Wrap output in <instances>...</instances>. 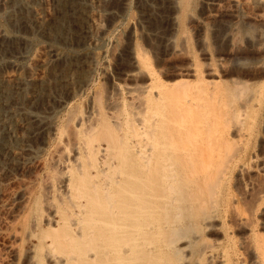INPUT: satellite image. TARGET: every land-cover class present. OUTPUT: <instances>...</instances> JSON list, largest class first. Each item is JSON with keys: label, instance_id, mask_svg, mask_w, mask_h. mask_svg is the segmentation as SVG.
I'll return each instance as SVG.
<instances>
[{"label": "bare ground", "instance_id": "1", "mask_svg": "<svg viewBox=\"0 0 264 264\" xmlns=\"http://www.w3.org/2000/svg\"><path fill=\"white\" fill-rule=\"evenodd\" d=\"M192 1L179 0L177 4L180 9H186ZM261 2L264 8V0ZM57 3L60 12L57 23L50 24L37 17L33 22L49 36L58 37L65 42H78L81 30L72 27L82 23L81 5L77 0H58ZM12 19L16 25L25 18L23 13H17L12 15ZM258 38V41L264 42V34ZM202 40L198 44L203 46L205 42ZM177 42L175 48L179 47V52L187 56L188 66L184 72L175 76V79H179L175 84H165L159 77L161 75L157 74L158 71L153 69L155 65L152 68V60L148 54L134 43L130 51L123 53L128 61L127 68L119 70L115 67L118 76L124 75L129 84L120 86L117 83L111 94L101 90L103 85L99 91L93 90L95 92L92 91L88 100L90 108L85 113L78 112L80 106L77 112L74 111V106L61 121L46 125L47 123L38 122L34 117L36 119L28 124L30 133L45 147L48 158L40 165V179L36 181L38 183L35 182L29 191L25 188L26 193L21 194L24 195L25 202L24 205L19 204L24 207L20 209L22 211L18 210L22 216L13 225L14 230L8 227L14 231L21 246L22 243H27L25 251L19 253L25 264H241L240 260L244 255L236 252V246L231 244L234 237L232 236V241L225 229L226 222L233 221L237 225L249 227L250 221L253 222L252 210L247 205L246 209L239 193L232 192V183L235 181L232 178L250 174L259 163L264 167L262 148V153L252 155V143L257 140L253 142L257 136L252 132V127L261 117L264 119V81L251 84L250 79L245 80L236 71V76H231L228 82H224L217 51L215 55H211L203 49L202 56L208 58V62L203 63L197 52H193L190 47L191 40L183 37ZM260 46L258 47L261 48ZM1 48L4 54L13 50L7 45ZM3 55L2 57L5 56ZM81 64V61L75 59L56 69L47 67V92L52 88L58 92L66 89V92L68 88L88 84L91 73L84 72L88 67L83 69ZM34 82L30 83L34 94L31 93L32 96L28 98L23 96L22 104H39L48 98L41 87H46L47 82ZM1 87L3 91L0 97L3 100L0 101L2 100V106L7 107L15 96L12 97V91H8L9 88L3 83ZM3 110H0V147L7 149L12 134L9 133L10 136L6 132L8 129H4L13 116L10 117V113L7 115L6 110L2 113ZM19 130L23 133L21 128ZM256 130L258 131L257 128ZM14 138L16 141L17 137ZM262 141L264 142V138L260 142ZM0 151L2 153L1 149ZM34 180L37 179L34 178L32 183ZM247 180L242 179L243 185ZM17 219H14V223L11 221V225ZM250 233L251 237L247 242L249 253L259 259V264H264V245L253 234V229H250ZM212 234L222 235L223 240L220 236L218 238L221 241H212ZM246 238L242 241L245 242Z\"/></svg>", "mask_w": 264, "mask_h": 264}, {"label": "rangeland", "instance_id": "2", "mask_svg": "<svg viewBox=\"0 0 264 264\" xmlns=\"http://www.w3.org/2000/svg\"><path fill=\"white\" fill-rule=\"evenodd\" d=\"M15 1H17L18 3ZM15 1L0 0V46L2 47V46L7 45L10 49H13L11 51L12 53L5 52L4 54L2 52V48L0 47L1 49L0 54L2 53L0 55L1 56L0 57L1 59L0 60V84H1L0 85V92H1L0 96H2V91H3L1 87L2 83L3 85L7 86L6 88H9L8 91L10 92L12 91L11 92L12 97L15 96V98L12 100L13 103L11 104L12 101L9 102L7 107L4 105L2 106L3 103L1 101L3 99L0 97V99H2L0 101V110L1 108L3 110L6 107V109H4L2 113L6 112L7 115L10 113L11 115L9 116L10 117L13 116L15 118L14 119L13 117L10 118L9 116H7L8 118H10V124L7 123L4 129V131L8 129V131L6 132H8L7 134L9 133L12 134V136L11 134L9 135L11 136L13 140L10 139L11 141L8 144L9 147L7 146V149L6 147H0V149L2 150V153H3V149L4 148L6 149V150L4 149V153H3L4 155L0 153V164L2 163L0 165L1 166L0 167V264H25L24 263L25 260L23 259V256L21 257L20 251L22 250L25 251V249L27 248L26 246L27 243L26 244L22 243V246H21L20 240H18V238L15 236L14 231H12L14 230L13 225H16L19 218L22 216L21 212L18 213V210L19 211L23 210V209L22 210L20 209L24 207L23 205L25 202L23 198L24 195L21 196V194H25L26 192L24 190L27 189V191H29V188H32L31 186L38 183L36 181H39L40 179V176H39L40 173L38 175V172H40V165L48 158L47 151H45V147H43L42 145L38 143L36 138L33 136L34 134L30 133V130H29L30 125L28 124H30L32 120H35L36 118L38 122H42L44 124L47 123L46 125H48L49 123L53 121H58V120L61 121L64 119L63 117H65L68 111L71 112L70 108L72 109V107L74 106H75L73 108L74 111L77 112L79 110L78 112L81 111L80 113H85L90 108L88 106V100H89V97H91L93 90L96 91L97 89V91H99V89L103 87L101 89V90L104 89L103 92L111 94V92H113V88H114L113 86H116L117 83H119L117 85H120V86L121 84L122 86L129 84V81L126 79L124 75L123 76L120 75V77L123 78V80L118 76L119 74L116 73L117 71L116 68L119 70L127 68L128 61H127V58L123 55V53H125V51H130L131 50L130 47H132L134 43L137 44L141 48V50H143L144 52L148 54V57L152 60V63H151L152 68L155 65L153 69H155L156 72L158 71L157 74L161 75L159 77H161V79L163 80L165 84H169V85L175 84V81L179 80V79H175V76L179 74L180 72H184L187 69V66H188L187 56L183 54L182 52H179V47L175 48L176 42L179 40H182L183 37L191 40L190 47H192L193 52L194 51L195 53L197 52L196 54L199 56V60H201V62L203 63L208 62V58L205 56H202L201 51L203 49L207 50L209 54L211 55H215L216 51L219 53L220 55L219 58H220L221 67H222L221 75L222 73L224 74L220 76L223 78L222 80H224V82H228L230 78L236 76V74L234 75V72L236 73V71L240 72L245 80L250 79L252 81V82L249 81L251 82V84H257L259 81H261L259 83H263L262 81H264V75H263L264 71H262V69L264 70L263 68L264 67V51H263L264 44L262 45V43L264 42L263 40H259L260 42L258 41L259 39L258 36L261 34H264L263 33L264 32V8H263V5H261L262 4L261 0H193L192 1L193 3L190 2L188 5L189 7H187L186 9L179 8L177 4L179 0L178 1L177 0L176 1L175 0H77L83 9V17L81 21L82 23L80 24L81 28L80 26L72 27V29L79 28V31L81 30L80 31L81 37L78 42L73 41L74 44L73 42H70V41H66V42L62 41L60 38L55 37V36L54 37L49 36L47 32L44 33L45 31H43L42 28L40 29L38 24L33 22L34 18L37 17V18H41L43 21L47 23L49 21L50 24L52 23L54 24L55 22L57 23L60 19V12L57 9L58 0H15ZM20 1L21 3H19ZM16 4L18 5L16 6ZM26 8H29V9H26ZM30 8L32 9V11ZM25 11L28 12L27 16L25 15L26 14ZM17 13H23L24 18H25L24 21L27 23L23 21L20 24L18 23L15 25L12 19V15L17 14ZM26 18L28 19L30 18L31 21L27 20ZM179 18H181L182 20ZM13 24H14V27H13ZM36 25L38 27H36ZM24 27L26 28L24 29ZM181 27L183 29H181ZM2 38H4L5 41H3L4 39ZM7 39L10 40L12 43L7 41ZM201 40L205 42V44L203 45L204 47L201 44H198L200 43ZM230 41L231 43H229ZM259 43H261V46L259 45ZM258 46H260L261 48H259ZM74 54H76V56ZM2 55L4 57H2ZM74 58L77 61H81V63L83 64V65L81 64L83 69L85 67H88V68H85L86 70H83V71L84 72L88 71L89 74L91 73L89 75V83L86 85H81V87L80 86L73 87L71 89L68 88L66 91L67 93L65 92L66 89H63L61 92L59 91L60 92L59 93L58 91H55L54 88L50 89L52 91V92L50 91L51 93L47 92V88H49L47 86L48 81H46L48 80V77L46 74L47 69L49 68L52 69L53 67H54L53 69H56V67H59V66L61 67L62 65L71 62V60L74 61L75 60ZM111 58L113 61L111 60ZM114 60H116L115 61L116 63L114 62ZM59 61H61V63H59ZM119 62H122V63H119ZM50 65H52V67ZM113 70L115 72H113ZM106 72L108 75L106 74ZM113 73H116V74H113ZM254 73L256 75H254ZM258 74L260 78L259 76H257ZM261 75H262V79H261ZM114 76H116L117 78H115ZM255 76L258 78H255ZM10 77L13 78L14 80L11 79ZM107 77L109 78L107 79ZM184 79H187V78H184ZM7 81L8 83H6ZM42 81L47 82L46 87L41 86L43 87V90L46 91V94L45 93L44 94L46 95V97H48L47 99H44L46 100V102L43 100L39 104L38 103L34 104L32 102H25L24 104H22L23 103L22 100L24 99L23 96L27 98L32 96L31 93L34 88L30 86L31 85L30 83L32 82L39 83ZM107 81L109 82L110 85L112 83V85L110 86ZM101 85L103 86L101 87ZM81 89L83 90L85 89L84 92ZM106 89L108 91H106ZM90 90L91 92L89 93ZM15 92L17 93L15 94ZM25 92H27V95ZM71 92H73L74 94L72 95ZM28 93L30 95H28ZM56 95L58 96L59 100L58 98H56L57 97ZM80 96L83 98H81ZM54 99H57L58 101ZM65 99L67 101H65ZM81 100L84 103L85 102L86 103L84 104ZM37 104H38L37 106L38 108L36 107ZM83 105H85V107ZM73 110L72 112H74ZM12 112L14 113L18 112V113L17 114L15 113L16 114L15 115V114H12ZM40 118L42 120H40ZM43 118L45 119L46 122L43 121L44 120ZM262 118L263 117H261L258 120V122H260V123L257 122L258 125L256 123L254 127H252V132L257 136L253 140V142H255V140L257 139L256 143H252V145L254 144L253 145L254 147L252 148V153H253L252 155H254L255 153L260 154L262 153V151H264V142L263 141L260 142L261 139L264 138V119ZM26 119L27 120L29 119V120L26 121ZM16 122L18 123L17 124L18 126L15 124ZM24 123H26L27 125ZM25 127L28 129H26ZM20 128L23 133H21V131L19 130ZM256 128L258 129V131L256 130ZM17 129L20 131V133L19 131H17ZM260 130L262 131L261 133H259ZM25 132H27L28 135H26ZM29 133L31 137H29L30 136ZM260 134H262V136ZM13 136L17 137L16 141ZM33 141L36 144L37 143L38 144L36 145ZM12 147L14 148V150H12L13 149ZM43 150L45 151L44 153H43ZM7 151L11 154L13 153L12 155L14 156L10 155L12 156L10 157ZM9 159L11 161H9ZM12 164L14 166H12ZM256 168L252 170L253 173L250 172V174L248 175L245 174V176L243 175L242 178L241 176H237V177L234 176L232 178V181L235 180L234 183H232L234 186L232 189L234 191L232 192H235V194L239 193V195L243 199V204L245 206L247 205L249 207V210H252L251 217L253 219V222L257 221L256 223H253L252 221H250L249 224L251 227L240 226L239 224L238 226L233 221L226 222L228 227L226 226L227 230L225 229V231L226 232L228 231L227 233L230 236L229 238H231L232 240V236H233L234 237L233 240L236 242L235 243L233 240L232 241L234 243L230 241L232 242L231 243L232 246L233 247L236 246L235 247V249L237 248L236 252H238L241 256L244 255L242 257L240 256L242 258V260H240L241 264H251V262L252 264L253 263L259 264V261H257L259 259L256 258L254 255L250 254L249 253L250 251L248 250L247 242L249 241V237H251L250 229L251 231L253 229V234L255 236L257 235L256 238L260 239V244L264 245V212H263L264 211V204H263L264 194H260V192L264 193V167L259 163L257 164ZM251 174L252 175L255 174L256 176L255 177L251 176ZM257 174L259 175V177H257ZM35 176H38V177H35ZM34 178L37 180H34V183H32ZM240 178L241 180H239ZM244 178L246 180L247 178H250V179L245 181V184L243 185L244 183L243 181L245 180ZM239 181L240 183L241 182L242 183L239 184ZM256 181H259V182L256 183ZM31 183L32 185H30ZM258 183H260L261 185ZM258 187L262 189L260 190ZM246 188L248 189L246 190ZM257 188H258V191L257 190L255 191V189ZM250 189L254 192H251ZM22 192H25V193H22ZM256 192H258V194L261 195V197L257 195ZM250 197H251V200H249ZM253 197H256V198L253 199ZM259 198H261L262 200L260 201ZM253 200H256V201H253ZM249 202L252 203L254 206L249 205L250 204ZM19 204L20 205L23 204L22 205L23 207L20 206ZM247 206H246V209H248ZM257 207H259V209ZM258 210L259 212H257ZM16 215L17 217L15 218ZM14 219L15 220L17 219V221H15L16 222L15 224H13ZM11 221L13 222L12 225H11ZM233 223H235L236 226L233 225ZM229 226L233 228V230ZM254 226L255 227L257 226L258 228L257 227L255 228ZM8 227H10L12 230ZM240 228H242L243 230ZM8 229H10L11 231L9 232ZM235 230L236 232L238 231V233H236ZM245 230L247 232L249 231L248 235ZM11 232L14 234H12ZM243 232L244 233L246 232V233L244 234ZM256 232H258V234ZM216 235L218 236L216 237ZM13 237H15V239ZM211 237L212 238L210 239H212V241H216V240L221 241L220 238L223 240L222 235H219V234H212ZM245 238L247 239L245 241L246 244L244 241H242V240H245ZM241 242H243L244 244ZM240 244L241 246H239ZM245 249L247 250V252L244 254ZM238 250H241L243 253ZM248 253H249L248 255L249 257L247 256ZM239 254H237L238 257H239ZM251 255L252 257L254 256L256 259L254 257L252 259ZM240 257L239 259H241ZM243 258H244V261H243Z\"/></svg>", "mask_w": 264, "mask_h": 264}]
</instances>
